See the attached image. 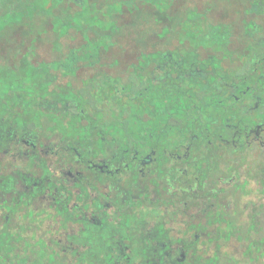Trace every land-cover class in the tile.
Returning a JSON list of instances; mask_svg holds the SVG:
<instances>
[{"label":"flooded vegetation","instance_id":"obj_1","mask_svg":"<svg viewBox=\"0 0 264 264\" xmlns=\"http://www.w3.org/2000/svg\"><path fill=\"white\" fill-rule=\"evenodd\" d=\"M178 1L171 17L199 15L202 44L182 43L192 63L181 75L177 64L141 66L154 78L168 69V100L177 106L142 114L168 118L167 128L128 135L94 124L112 120L109 93L125 101L106 84L124 83L129 63H83L79 49L53 59L69 93L84 77L96 79L82 90L88 110L71 97L55 128H0V264H175L192 248L205 251L207 232H264V0ZM211 27L215 43L206 46ZM156 49H128L127 60L138 66L140 53ZM137 91L147 93L142 83ZM78 112L94 124L81 140L62 127ZM182 116L194 120L186 135ZM260 251L264 264V243Z\"/></svg>","mask_w":264,"mask_h":264},{"label":"trees","instance_id":"obj_2","mask_svg":"<svg viewBox=\"0 0 264 264\" xmlns=\"http://www.w3.org/2000/svg\"><path fill=\"white\" fill-rule=\"evenodd\" d=\"M170 2L171 0H0V128L10 124L18 128L26 125L36 129L55 128L56 113L71 97L77 99L79 111L83 107L88 110V99L82 90L87 86V80L92 82L95 78L84 77V86H78L76 93H69L56 75L60 61L53 59L55 51L62 49H68L67 54L71 49L83 50L78 58L87 64L129 63L126 71L129 76L124 83L104 82L108 89L115 87L125 94V101L113 100L114 94L109 93V118L112 120L108 126L107 120L95 121L94 124L98 122L100 129L136 135L137 130L145 132L153 128L158 133L167 128L168 118L144 119L142 114H148L155 106H177L175 100L172 103L168 100V69L162 70V75L154 78L151 77L149 68L141 66L153 63L163 66L177 64L173 68L179 66L181 69H175V74L181 75L182 68L187 66L185 64L188 61L192 63L188 59L193 57V54L183 52V41L188 39L191 48H197L198 42L202 44L201 37H198V33L202 32L197 21L199 15L188 10L184 12L186 17L183 20L180 11L171 17L167 12ZM171 32L175 33L174 41L177 44L175 42L171 45L168 36ZM206 32L205 45L213 46L215 30L211 27ZM73 33L79 35L80 41H77V36L74 37ZM161 39L163 40L160 41ZM45 42L48 46L41 48V43ZM136 48L157 49L151 53H140L137 66L134 61H128L126 55V50ZM100 49L109 52L105 55V52L98 51ZM49 54L52 56L47 60ZM119 57H124L125 61L119 60ZM146 72L148 76L144 77ZM109 79L115 81L118 78ZM141 83L147 93H141V98H137L135 86ZM96 84L101 82L97 81ZM100 105L103 106L101 103ZM77 114L66 126H62V123L60 127L71 129L76 140H81L84 135L89 134L88 130L94 124L90 119H86L85 123L81 122L82 115L79 112ZM180 118L183 130L187 126L191 128L193 119L186 116ZM175 129L177 128H173V132ZM185 131L183 133L186 135ZM236 241L241 242L239 248L243 250L242 258L239 255L237 257ZM243 242L248 243L245 245ZM263 243L264 232L260 231L207 232L205 251L192 248V254L185 261L175 264H263V254L260 251ZM210 244L212 248H209Z\"/></svg>","mask_w":264,"mask_h":264},{"label":"rangeland","instance_id":"obj_3","mask_svg":"<svg viewBox=\"0 0 264 264\" xmlns=\"http://www.w3.org/2000/svg\"><path fill=\"white\" fill-rule=\"evenodd\" d=\"M188 1H192V2H194L193 5H195V6L198 5V0H188ZM188 1H187V2H188ZM208 1H212V0H208ZM178 2H179V1H178ZM187 2L185 3L186 6H191V3H192V2H191V3L189 2V4H188ZM179 4H180V2H179ZM99 5H100V4H99ZM71 34H72V33H71ZM73 36H74V37L77 36V41H80L79 35L73 33ZM77 41H76V42H77ZM46 44H47L46 42H45V43H41L40 47H41V48H46V47L48 46V45H46ZM38 47H39V44H38ZM209 248H212V245H210ZM210 252H211V250H209V254H210Z\"/></svg>","mask_w":264,"mask_h":264}]
</instances>
